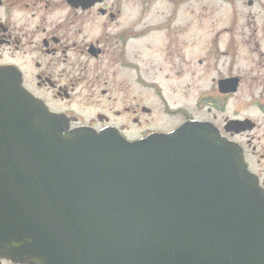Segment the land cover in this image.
Returning a JSON list of instances; mask_svg holds the SVG:
<instances>
[{"label":"water","instance_id":"95a60500","mask_svg":"<svg viewBox=\"0 0 264 264\" xmlns=\"http://www.w3.org/2000/svg\"><path fill=\"white\" fill-rule=\"evenodd\" d=\"M0 257L264 264V193L202 124L132 142L69 129L0 68Z\"/></svg>","mask_w":264,"mask_h":264},{"label":"flooded vegetation","instance_id":"af4514ba","mask_svg":"<svg viewBox=\"0 0 264 264\" xmlns=\"http://www.w3.org/2000/svg\"><path fill=\"white\" fill-rule=\"evenodd\" d=\"M0 68L69 129L202 124L264 193V0H0Z\"/></svg>","mask_w":264,"mask_h":264},{"label":"rangeland","instance_id":"374dc122","mask_svg":"<svg viewBox=\"0 0 264 264\" xmlns=\"http://www.w3.org/2000/svg\"><path fill=\"white\" fill-rule=\"evenodd\" d=\"M250 11L257 12L258 11V8L255 7L253 9H250ZM175 102H176L175 105H181L182 104V100H175Z\"/></svg>","mask_w":264,"mask_h":264}]
</instances>
